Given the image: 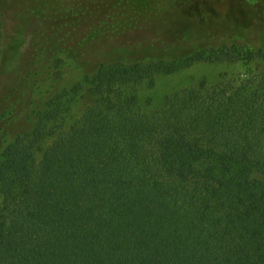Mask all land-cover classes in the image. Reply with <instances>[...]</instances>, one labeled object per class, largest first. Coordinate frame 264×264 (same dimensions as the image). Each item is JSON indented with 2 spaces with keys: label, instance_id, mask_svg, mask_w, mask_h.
I'll list each match as a JSON object with an SVG mask.
<instances>
[{
  "label": "trees",
  "instance_id": "trees-1",
  "mask_svg": "<svg viewBox=\"0 0 264 264\" xmlns=\"http://www.w3.org/2000/svg\"><path fill=\"white\" fill-rule=\"evenodd\" d=\"M98 1L93 23L28 40L44 10L0 0V264H264V30H184L176 0ZM200 64L244 71L149 110L144 89Z\"/></svg>",
  "mask_w": 264,
  "mask_h": 264
},
{
  "label": "rangeland",
  "instance_id": "rangeland-1",
  "mask_svg": "<svg viewBox=\"0 0 264 264\" xmlns=\"http://www.w3.org/2000/svg\"><path fill=\"white\" fill-rule=\"evenodd\" d=\"M180 1L182 0H176L179 6L176 7L174 13L179 18V20H176L178 27H183L184 30H191L190 28L193 27L194 29H206L207 32H220L222 30L225 32L232 25L236 28H246L247 32L252 31L251 33L254 35L261 34L264 30V0H187L186 3ZM107 3L110 4L109 1ZM99 4L98 0H37L35 6H38L39 9L42 8L44 11L40 12L41 17H30L26 38L29 40L44 29H47V36H51V32H53L52 37H55L57 29L63 28L65 24L68 27L72 25V32L74 29H81V26L84 25L83 19H86L85 25L89 20H91V23L94 22V18L92 20V16H90L92 10L94 14L99 16L100 11L103 12L104 9L109 7L104 6V4L100 6ZM87 11L88 15L85 16ZM246 24L250 26H246ZM6 32L9 34L8 31ZM112 44H107L106 47L110 48ZM103 46L98 45V52L102 50ZM49 49L50 47L44 51L43 62H41V65L44 66L42 68L57 64L55 55L53 56ZM69 64L71 65L72 62H69ZM243 71L244 67L241 65H196L174 75L158 77L154 89H144L142 91V99L152 100L149 110L158 109L162 106L167 95L183 88L193 87L202 79H208L211 83H215L222 74H237ZM74 74V72H70L65 78H60L57 81L52 80L54 82L53 91L58 93L65 89L66 91L71 90L79 81ZM46 95H43V99H46ZM9 102L6 103L7 106ZM89 104L90 98L85 92L76 97L68 113L64 128L75 117L80 116ZM26 123L25 128L29 129L33 121L29 120Z\"/></svg>",
  "mask_w": 264,
  "mask_h": 264
}]
</instances>
